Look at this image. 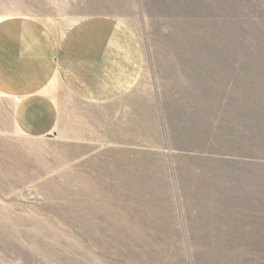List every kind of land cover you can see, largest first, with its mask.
Listing matches in <instances>:
<instances>
[{"label":"rangeland","instance_id":"374dc122","mask_svg":"<svg viewBox=\"0 0 264 264\" xmlns=\"http://www.w3.org/2000/svg\"><path fill=\"white\" fill-rule=\"evenodd\" d=\"M17 15L114 17L143 64L111 102L56 86L43 137L0 98V264H264V0H0Z\"/></svg>","mask_w":264,"mask_h":264},{"label":"crops","instance_id":"0c3cea01","mask_svg":"<svg viewBox=\"0 0 264 264\" xmlns=\"http://www.w3.org/2000/svg\"><path fill=\"white\" fill-rule=\"evenodd\" d=\"M142 64L138 37L114 17H86L62 34L32 16L0 19V98L14 126L30 137L55 129L56 86L81 101L111 102L134 85Z\"/></svg>","mask_w":264,"mask_h":264}]
</instances>
